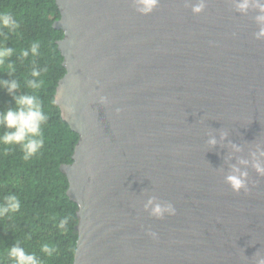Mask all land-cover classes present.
<instances>
[{"label": "water", "instance_id": "95a60500", "mask_svg": "<svg viewBox=\"0 0 264 264\" xmlns=\"http://www.w3.org/2000/svg\"><path fill=\"white\" fill-rule=\"evenodd\" d=\"M55 2L65 73L54 101L78 134L60 164L77 206L71 264L264 261L257 0H204L200 13L201 0L147 13L140 0Z\"/></svg>", "mask_w": 264, "mask_h": 264}, {"label": "trees", "instance_id": "16d2710c", "mask_svg": "<svg viewBox=\"0 0 264 264\" xmlns=\"http://www.w3.org/2000/svg\"><path fill=\"white\" fill-rule=\"evenodd\" d=\"M0 12L13 15L20 25L11 33L0 29V44L13 48L7 62L16 69L11 75L0 70V78L16 79L21 85L17 95L27 92L43 100L48 116L43 127V148L28 161L22 159L23 152L18 145H0V204L8 194L16 195L21 202L18 212L0 217V264H14L7 255L14 245L26 253H35L42 264H71L77 239L74 230L77 206L66 194L68 180L60 164L71 162L78 134L70 129L60 115L59 106L52 102L57 81L65 73L63 56L57 47L63 31L52 26L60 16L59 10L55 0H0ZM34 40L41 42L35 57L30 51ZM23 49L29 51L27 58L21 56ZM33 67L48 71L32 77ZM41 79L46 81L44 87L27 88V80ZM7 108H15L13 98L0 89V111ZM3 131L0 128V135ZM65 218L68 222L61 231L57 225ZM46 243L57 249L52 257L41 251Z\"/></svg>", "mask_w": 264, "mask_h": 264}, {"label": "clouds", "instance_id": "9594fccd", "mask_svg": "<svg viewBox=\"0 0 264 264\" xmlns=\"http://www.w3.org/2000/svg\"><path fill=\"white\" fill-rule=\"evenodd\" d=\"M143 5L142 11L150 12L158 3V0H140ZM247 0L240 5L241 8H247ZM205 7L204 0L197 4L193 11L200 13ZM257 7L264 11V0H257ZM258 20L264 21V16H258ZM18 21L13 15L8 12H0V29H6L9 33L19 28ZM259 37H264V28L257 34ZM41 42L34 40L30 44V51L33 57L37 56ZM13 54V48L0 44V70L7 72L9 75L15 72V66L12 63H8V59ZM29 51L26 49L21 50V56L27 58ZM47 73L48 69L44 68L37 70L33 67L30 75L32 77H40L41 72ZM46 81L41 80H27V88L38 90L45 86ZM0 89L6 90L9 95L12 96L15 108H7L4 111H0V128L5 129L3 134L0 135V145L4 146H16L20 147L23 152L22 159L28 161L33 156L37 155L43 148L45 138L43 134V127L48 122V116L45 114L44 101L37 98V96L28 94L27 92L21 95H17V92L21 89L20 83L16 79L6 80L0 78ZM55 103V101H52ZM74 109L68 107V111L72 112ZM215 143V140L211 141ZM255 169L258 173L264 175V166L260 163L255 165ZM247 173H241V176H246ZM241 176L229 175L227 181L230 183L233 191L239 192L244 187V180ZM21 208V202L16 195L8 194L3 198V204H0V217H4L8 213H16ZM154 213L160 214L161 208L157 206L154 209ZM68 219H62L57 227L61 230H65V225ZM155 238V233H151ZM41 251L48 257H52L57 251L56 247L51 244H43ZM8 258L14 261V264H42L40 259H37L35 253H26V251L18 245L12 246L8 250ZM260 264H264L261 261Z\"/></svg>", "mask_w": 264, "mask_h": 264}]
</instances>
